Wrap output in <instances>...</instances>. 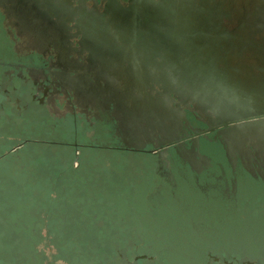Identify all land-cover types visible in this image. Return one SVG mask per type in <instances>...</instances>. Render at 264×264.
Returning <instances> with one entry per match:
<instances>
[{
    "label": "flooded vegetation",
    "instance_id": "flooded-vegetation-1",
    "mask_svg": "<svg viewBox=\"0 0 264 264\" xmlns=\"http://www.w3.org/2000/svg\"><path fill=\"white\" fill-rule=\"evenodd\" d=\"M17 114L80 136L112 124L105 148L152 155L174 184L188 169L236 209L242 177L264 184V0H0V118ZM188 227L192 260L144 238L118 259L264 264V246L228 245L220 224Z\"/></svg>",
    "mask_w": 264,
    "mask_h": 264
},
{
    "label": "rangeland",
    "instance_id": "rangeland-1",
    "mask_svg": "<svg viewBox=\"0 0 264 264\" xmlns=\"http://www.w3.org/2000/svg\"><path fill=\"white\" fill-rule=\"evenodd\" d=\"M239 4L234 3V6L239 7ZM75 129L72 121L60 122L56 117L33 119L17 114L13 121L7 116L0 118V164L8 160L23 164L45 155L41 145L68 146L64 151L70 152L74 166H80L82 158L89 173L99 174V187L91 191L99 198L94 203L98 205H92L99 208V225L96 224L99 242L96 237L89 243L77 241L71 249L59 253L64 257H57L53 242L56 239L46 227L45 236L38 243L43 262L124 264L125 260L121 263L118 259L117 250L137 238L162 239L169 258L185 254L192 260L197 248L186 240L197 233L188 226L201 222L222 225L218 234L228 245L249 241L254 247L264 246V184L242 177L234 209L216 192L209 196L201 194L197 188L203 191L205 185L195 184L188 169L175 168L174 184V180L167 177L166 165L156 164L152 155L105 148L104 145H116L120 138L121 132L112 124L107 127L99 124L98 129L83 122V131L88 132L86 136L79 135L81 127L77 128L78 135ZM75 142L85 146L78 151L73 145ZM163 179L167 182H162ZM172 186H176L173 191L169 189Z\"/></svg>",
    "mask_w": 264,
    "mask_h": 264
},
{
    "label": "trees",
    "instance_id": "trees-1",
    "mask_svg": "<svg viewBox=\"0 0 264 264\" xmlns=\"http://www.w3.org/2000/svg\"><path fill=\"white\" fill-rule=\"evenodd\" d=\"M41 147L45 155L27 163L0 164V262L53 264L43 262L38 249L46 227L56 239L57 257L77 241L99 242V208L92 206L99 198L91 192L99 187V174L89 173L82 158L74 166L64 151L68 146Z\"/></svg>",
    "mask_w": 264,
    "mask_h": 264
},
{
    "label": "water",
    "instance_id": "water-1",
    "mask_svg": "<svg viewBox=\"0 0 264 264\" xmlns=\"http://www.w3.org/2000/svg\"><path fill=\"white\" fill-rule=\"evenodd\" d=\"M76 154L78 155L79 153L77 152Z\"/></svg>",
    "mask_w": 264,
    "mask_h": 264
}]
</instances>
